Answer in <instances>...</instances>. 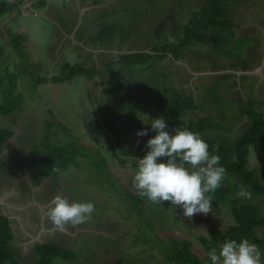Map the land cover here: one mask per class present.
Wrapping results in <instances>:
<instances>
[{
	"label": "rangeland",
	"instance_id": "1",
	"mask_svg": "<svg viewBox=\"0 0 264 264\" xmlns=\"http://www.w3.org/2000/svg\"><path fill=\"white\" fill-rule=\"evenodd\" d=\"M89 1H92V4H89V14L85 15L81 10L84 7L69 9L56 0L55 2L49 0L47 7L39 9L35 7L33 0H26L19 7L0 17V46L3 47L0 53V103L4 102L3 94L8 95L4 92H8L7 90L11 88L16 78V89L13 96L21 93L24 97L20 108H17L15 113L4 116L0 114V129H10L13 133L3 146V148L10 149L5 159L13 160L16 157L18 160L16 165L22 166L25 162H30L42 170L41 164L32 159L33 149L38 148L41 153H46L47 150L58 149L60 151L72 143L75 147L82 143L88 146L84 151L80 150L75 153L67 163L65 160L64 164H59L58 171L49 176L52 179H49L46 185L44 183L46 193L49 192L51 197L62 195L69 202L91 201L95 205L94 212L88 220L75 226L68 225L66 231L57 229L55 233L53 232L54 236L46 238L47 241L57 242L55 244L66 252V256H54L52 264H176L167 261L164 253L153 243L154 237L148 230V227L152 229V226H162L161 229L166 236L190 239L193 242V251L200 256L202 263L208 264L207 250L198 238L200 235L209 236L211 228L225 231L227 224L232 223L230 218L232 215L227 212L224 214V211L219 209L213 211L215 208L212 205V211L207 214L198 213L192 217H186L180 206H174L169 201H162L161 203L170 214L167 219L163 217L164 213L157 212V207H154L156 205L146 197H143V207L146 211L138 214L118 193L119 191L124 193V188L138 193L133 185L138 160L128 157L129 161L122 164L113 155L112 144H109L106 138L110 136L114 139L106 120L118 121V117L121 118L122 114L128 110L127 107L133 103L146 105L150 103V100L155 101L156 95L159 99L162 94L157 92V89L164 88L171 94L173 89L170 85H172L178 87L180 92L186 95L189 94L190 87L194 89L197 85H191L188 71L174 61L172 56H168L161 62H150L151 71L142 67H121V63L116 61L119 57V50L126 48L125 46L119 48L123 43H114L116 38L130 35L133 40H141L144 48L156 44L175 43L179 35L183 34L182 25L187 22L185 17H181V13L196 9L199 0H136L137 2L133 0L135 2L131 7L128 2H118V0ZM123 5L128 7L125 8ZM67 15L73 20L85 21V27L82 25L76 32V27H57L58 24L49 23V21H58L59 18L67 19ZM116 17H119L124 25L110 40L111 42L96 41L98 31L102 30L100 28L108 26ZM87 30H89L86 36L89 39L90 52L76 48L70 42L71 36L64 37L66 32L68 35L79 33L74 36L83 43L85 40L80 35L85 36ZM11 32L29 35L25 44L29 60L42 65L33 78L25 68L23 55L12 48ZM130 41L127 40V42ZM198 47L195 44L190 49L200 51L201 48L198 49ZM147 49L151 50V48ZM49 52L52 59H50ZM191 54H187L186 58L192 62L195 56L194 52ZM63 61H70L72 64L81 63L87 68L92 62H96L100 69L96 67L98 71L93 78L77 76L63 83L51 82L50 77L60 73ZM113 69L118 75L113 72ZM165 72L168 73V82ZM112 75L114 78L111 84L108 79L110 80ZM38 76H46L47 82L37 85ZM225 98L226 100L221 103V111L224 114L222 116L228 118L229 115L234 116L235 113H239L236 99ZM189 100L193 105V100L191 98ZM120 106L122 108L119 109ZM151 109L155 112L157 108L152 104ZM166 116H164L165 121ZM153 119H155V114L143 116V120L149 122L147 125H151ZM186 120L187 117H183V124L187 123ZM208 121L214 123L216 120L209 118ZM216 124L217 128H221L220 131L224 130L225 125L222 121L217 120ZM137 132L127 137L128 143L125 144L127 148L135 147L139 137H142L144 141L147 140V135L138 136ZM226 141L222 137L216 142L223 143L224 146L235 143L228 141L227 144ZM114 145L118 149V145L116 143ZM89 150L90 152L99 150L103 152L111 172L122 185L113 177L105 179L102 174L98 175L96 163L89 159ZM120 154L127 159V155ZM259 155L256 159L264 165V155ZM262 167L251 169L257 170L255 171L256 176L264 183ZM0 168L4 170L2 163ZM259 169L262 171L259 172ZM35 171L27 172L25 179L29 181L31 174ZM228 176L227 180L234 188L232 191L234 198L240 203L254 205L259 211V216L264 219V198L259 199L260 194L251 195L250 199L239 197L237 193L241 186L250 192L251 186L244 185L243 181L236 176L230 174ZM28 177L30 178L27 179ZM35 177L34 182L36 183L42 177V173L39 172ZM235 183L239 185L235 186ZM116 186L119 187V191ZM44 205L47 211L50 204ZM24 206L20 208L19 205L13 204L9 212L16 215L19 212L26 215L27 213L32 215L31 212L37 214L38 211L35 209L34 211L33 208L28 209L25 204ZM168 213L165 212L166 215ZM260 228L256 229V234L264 238L263 229L260 230ZM145 232L151 240L147 239ZM153 233L156 235L155 232ZM8 243L7 249L14 255L12 257L11 254L10 257L5 258L1 264H40V253L33 248L35 243H30L32 250L28 258L21 255L18 258V254L8 247ZM258 249L264 254L263 248L258 247ZM261 259L264 262V255Z\"/></svg>",
	"mask_w": 264,
	"mask_h": 264
},
{
	"label": "trees",
	"instance_id": "2",
	"mask_svg": "<svg viewBox=\"0 0 264 264\" xmlns=\"http://www.w3.org/2000/svg\"><path fill=\"white\" fill-rule=\"evenodd\" d=\"M25 1L26 0H0V17L5 13L19 7ZM56 1L67 3L73 0ZM48 2L49 0H33V3L36 5L35 7H38L39 9L46 7ZM228 8V0H206L205 3L201 5L199 10L192 13L189 22L184 26L183 34L178 37L177 42L154 45L152 46V50H154L155 53H127L121 55L119 61L128 68L137 67L139 65H142L143 67H150V62H155L156 60L164 58V56L167 55L166 52L174 53L176 57H180L195 43H209L211 45L219 46V38H217L215 35L216 32L214 29L221 28L222 25H224L225 22L222 20V18ZM120 20L121 19L119 17H116L115 20H111L112 22H110L108 26L105 28L104 26L100 28L102 30H100L101 32L98 31L99 33L97 34L98 36L95 37V40L101 42L110 41L113 36L120 31V27L124 25L120 22ZM28 39V34L10 33V43L12 44L13 50L23 55L24 64L26 65L25 68L33 78L37 71L42 68V65L40 63H32L29 60V54L25 50V44ZM2 50L3 47L0 46V53H2ZM97 71V69L91 66L87 68L81 63L72 64L70 62H64L60 67V73L51 76L50 81L53 83H63L66 81H71L77 76L92 78L93 75L97 73ZM113 78L114 77L112 75L111 79L108 80L109 83H113ZM15 81L13 82L11 88L7 90L8 92H4L8 95L6 96L3 94L4 102L0 103V114L8 115L13 113L17 108H20V104L23 101L22 98L24 97L21 93L13 96L16 89ZM45 82H47L46 76L37 77V85ZM156 91L160 92L162 97L157 99L156 95L154 99L155 101L150 100V103L146 105H137L133 103L127 107L128 110L124 113L120 122H115V120L111 121L109 119L106 120V124L109 130L112 132L114 139L110 136H107L106 138L109 141V144H112L113 155L118 158L122 164H125L127 161H129L130 157L138 160L147 152V140L156 133L150 130L151 126H147V124H145L146 122L143 120L141 113L148 114L152 104L155 105L157 110L160 111L162 115L167 114L168 118L166 123L168 125L169 131H171L173 128H186L193 132L199 133L201 136L203 130H205L209 125L213 126L214 124L213 122L208 121V119H204L200 123L193 122L187 127L179 128L183 113L187 110L193 109L195 104H190L189 99L183 98L174 89L171 94H169L164 88L157 89ZM249 114L252 117L253 122L246 128L241 137L233 145L226 142L228 145L224 146L223 143L218 144V142H216L217 140H211L208 138L203 139L208 143L210 153L218 154L221 157L220 164L226 169L225 174L236 176L246 185H250L255 193L264 194V183H262V180L259 178L261 180L260 181L256 176V170L249 167L251 147L254 146L258 151L263 149L264 116L261 112L255 109L254 105L252 104L249 106ZM142 129H149L147 140H140L137 142L135 147L127 148L125 146V144L128 143L127 137H129L136 130ZM12 135L13 133L10 129H0V153L4 143H6ZM114 142L118 145V149L115 147ZM86 148H88V146L84 145L83 143L79 144L78 147H75V145L72 143L71 145L68 144L67 148L61 149L60 151H58V149L54 151L47 150L46 153H41L37 148L33 149L31 154L34 161H37V163L41 164L42 175L50 176L51 174L58 171L59 164H64L65 160L67 163V161H70L75 153H78L80 150L84 151ZM63 152H65V154H63ZM120 153L127 155V159L123 158ZM88 155L89 159H92L94 163H96L99 172L98 175L102 174L105 179L108 177H113L118 180L119 184H121L120 180L114 175V173L111 172L109 164L106 161V156L103 154V152L100 150L96 152H90L89 150ZM116 188H118L119 191V187L116 186ZM124 191V193H120V191L118 193L130 204L132 210L136 211L138 214H142L144 211H146V208L143 207V197H141L138 193H133L129 189L124 188ZM224 191L226 192L227 205L229 206L234 222L228 225L225 231L211 228L209 231V236H199V240L207 250L208 264H210L208 251L212 247H216L217 251H219L220 244L228 239L240 241L246 238L250 243H253L264 249V238L258 237L256 234L257 227L264 224V219L259 216L258 209L250 203H240L238 199L234 198L235 196H230L229 191H226L224 188L220 192L222 193ZM153 204L156 205L154 207H157V212H160L161 214L164 213L165 216L163 217L168 219L162 204ZM174 227L175 226L173 225V228ZM161 228L162 226H152V229L148 227V230L154 237L152 239L153 243L156 244L161 252L164 253L167 261L175 262L176 264H204L202 263L200 256L193 251V242L190 239L179 238L172 235L166 236L165 232L162 231ZM153 232H155L157 236ZM0 233L1 264L5 258L10 257L12 254L9 253L10 251L7 249V243L12 238V232L10 226L8 225L7 216L1 212V207ZM145 234L147 239H150L148 233L145 232ZM36 249L39 251L41 256L39 261L40 264H52L53 259L55 258L54 256H66V252L62 249V247L52 243L37 245Z\"/></svg>",
	"mask_w": 264,
	"mask_h": 264
},
{
	"label": "crops",
	"instance_id": "3",
	"mask_svg": "<svg viewBox=\"0 0 264 264\" xmlns=\"http://www.w3.org/2000/svg\"><path fill=\"white\" fill-rule=\"evenodd\" d=\"M121 1L125 3L128 2V5H130L129 7H131V5L134 4L136 0H118V2ZM205 1L206 0H199L198 7L196 9L193 8L191 11L186 10L181 13V17H185V19H187V22L182 25L183 30L184 26L189 22L192 13L199 10ZM51 2H55V0H51ZM228 2L229 8L225 11V14L222 18V20L225 22L224 25H222L221 28L214 29L216 32L215 35L217 38H219V46L211 45L209 43H195L199 46L198 49L201 48L200 51H192L193 48H188L180 57H176L174 53L166 52L167 55L160 60H156L155 63H157V61L161 62L162 60H165V58L168 56H172L174 61L179 63L185 68V70L188 71L190 75L189 82L192 83L191 85L193 86L197 84L194 88L195 90L193 87H190L188 90L189 94L186 95H183L178 87L170 85V87L173 88L179 95L185 99L191 98L195 104L193 109L187 110L183 113L179 128L187 127L193 122L200 123L204 119L215 118L216 121L218 120L224 123V130L220 131L221 128L216 127L217 124L215 121L213 126L209 125L205 130L202 131L201 137L211 140H217L223 137L227 140L226 142L230 141L234 143L241 137L246 128L253 122V119L249 114V106L251 104L254 105L255 109L261 112L264 116V0H228ZM59 3H61L64 7H68L69 9L71 7L73 9L84 7L81 10L85 15L87 13L89 14V4H92V1L73 0L67 3ZM123 7L126 8L128 6L123 5ZM49 23L58 24L57 27H76V32H78V29L81 28L82 25L85 27V21L81 19L78 21L73 20L69 18L68 15L67 19L59 18L58 21H49ZM87 32H89V30L85 32V36L80 35L85 40L83 43L75 38V36L79 35V33L74 34V36L73 34L68 35L66 32L64 37L66 38L67 36H71L70 42H72L76 48L89 51V39L86 36ZM62 35H64V33ZM114 37L115 36H113V38ZM127 40L131 41L127 42ZM103 42L105 43L107 41ZM121 42L123 44L120 46L118 45L119 48H124L125 46L126 49L119 50V57L116 62H120V56L127 53H155V51L152 50V46L144 48L142 47L141 40H133L130 35L128 37L120 36L119 38H116L114 43ZM147 48H151V50H148ZM193 52L195 58L194 61L191 62L186 58V55H192L191 53ZM49 55L50 59H52L50 52ZM64 62L70 61H63V63ZM120 63L121 67L126 66L122 64V62ZM89 66L95 69H97L96 67H99L98 63L96 62H92ZM137 67H142L151 71V68L149 67H143L142 65ZM156 70L160 71L159 69ZM156 70L153 71L156 72ZM113 72L118 75L114 69ZM165 74L167 78L166 81L168 82V73L165 72ZM195 92L198 93L196 94ZM194 93L197 96H195ZM225 97H233L236 99L239 113H235L234 116L229 115L228 118L222 116L223 112L221 111V103L223 100H226ZM120 108H122V106H120L119 109ZM152 114H155V118H157V116L164 117L167 115H162L157 109H155V112L151 109L148 114L141 113V116L143 118L144 115L150 116ZM123 115L124 114H122V117ZM1 116H4V114H1ZM188 116L190 117L188 118ZM183 117H187L186 124H183ZM121 118L118 117V121ZM137 131L140 130H136L135 132ZM140 140H142V137L137 138L136 145ZM9 151V148H3L0 153V165L1 163L4 165V170L0 168V207L1 212L4 213L8 218V225L10 226L12 232V238L9 240L8 247L12 248L15 251V254H18V258L20 255L27 257L29 252L32 250L30 243H35L33 247L34 249H36L37 245L57 243L46 240V238L54 236L55 231L58 229L49 220L44 205L50 204V201L53 198L49 192L46 193L45 187L47 181L52 179V177H44L42 175L40 180L35 183V175L42 171L40 170V167L30 162H25V164L22 166L16 165L18 162L16 157H14L13 160H6L5 158L7 157V152ZM259 154L264 155V145L261 151H258L254 146L251 147L249 160V167L251 166L250 168L263 166L262 169H264V165L256 159L258 156H260ZM262 169H259L258 171L261 172ZM29 171L35 172L31 174V179H29L30 177L27 178L29 179L28 181L25 179V174H27ZM228 177V174H226L225 179L222 181L221 187L217 189L214 194H212V205L215 208L213 211L219 209L224 211V214L227 212L231 215V211L227 205L226 192H220L224 188L226 191H229L230 196H235L232 194L234 188L227 180ZM49 182H51V180ZM243 184L245 185L244 182ZM43 185L44 187L42 188ZM238 185L239 183H235V186ZM251 192L252 195L260 194L255 193L252 189ZM260 195L261 196L258 198L263 199L264 194ZM13 204L19 205L20 208H22V206L25 204L28 209L33 208V210L35 209L38 211V215L35 212H31L32 215L30 213H27L26 215L22 212H19L18 215L14 213L11 214L9 210L12 208ZM162 206L164 211L168 213V209H166L163 204ZM167 216L169 218L170 214L168 213ZM230 218L232 219L233 223V218ZM178 223L181 224L182 221L181 223ZM230 224L228 223L227 226ZM258 227H261L260 230L263 229L264 232V224ZM12 254L14 255L13 252Z\"/></svg>",
	"mask_w": 264,
	"mask_h": 264
},
{
	"label": "clouds",
	"instance_id": "4",
	"mask_svg": "<svg viewBox=\"0 0 264 264\" xmlns=\"http://www.w3.org/2000/svg\"><path fill=\"white\" fill-rule=\"evenodd\" d=\"M150 130L156 134L147 140L148 150L138 159L133 177L138 194L153 203L169 201L180 206L186 217L212 211V194L225 179L221 157L210 153L208 143L199 133L186 128L169 131L163 116L151 120ZM148 131L142 129L137 135L146 136ZM237 195L250 199L252 194L241 186ZM94 209L91 201L69 202L62 195H56L50 201L47 216L56 228L66 231L68 225L88 220ZM262 255L258 246L246 238L225 240L219 251L216 247L208 251L210 264H264Z\"/></svg>",
	"mask_w": 264,
	"mask_h": 264
},
{
	"label": "water",
	"instance_id": "5",
	"mask_svg": "<svg viewBox=\"0 0 264 264\" xmlns=\"http://www.w3.org/2000/svg\"><path fill=\"white\" fill-rule=\"evenodd\" d=\"M233 218V217H232ZM234 220V219H233Z\"/></svg>",
	"mask_w": 264,
	"mask_h": 264
}]
</instances>
